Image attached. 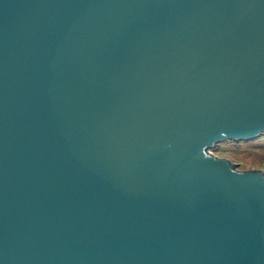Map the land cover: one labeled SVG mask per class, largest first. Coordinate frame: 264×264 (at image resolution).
Listing matches in <instances>:
<instances>
[{
  "label": "water",
  "instance_id": "95a60500",
  "mask_svg": "<svg viewBox=\"0 0 264 264\" xmlns=\"http://www.w3.org/2000/svg\"><path fill=\"white\" fill-rule=\"evenodd\" d=\"M264 0H0V264H264Z\"/></svg>",
  "mask_w": 264,
  "mask_h": 264
},
{
  "label": "rangeland",
  "instance_id": "374dc122",
  "mask_svg": "<svg viewBox=\"0 0 264 264\" xmlns=\"http://www.w3.org/2000/svg\"><path fill=\"white\" fill-rule=\"evenodd\" d=\"M215 145L206 150L207 154L229 161L238 173L264 171V133L248 142L226 140Z\"/></svg>",
  "mask_w": 264,
  "mask_h": 264
}]
</instances>
